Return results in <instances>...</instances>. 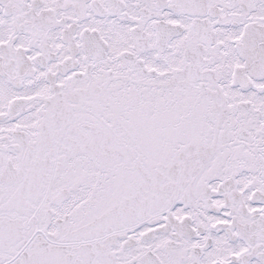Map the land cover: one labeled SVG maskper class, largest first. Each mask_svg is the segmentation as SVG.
Instances as JSON below:
<instances>
[{"label":"snow or ice","instance_id":"6c2138e0","mask_svg":"<svg viewBox=\"0 0 264 264\" xmlns=\"http://www.w3.org/2000/svg\"><path fill=\"white\" fill-rule=\"evenodd\" d=\"M0 264H264V0H0Z\"/></svg>","mask_w":264,"mask_h":264}]
</instances>
